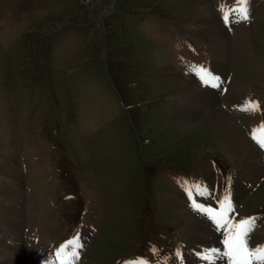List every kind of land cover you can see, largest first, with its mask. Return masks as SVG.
Instances as JSON below:
<instances>
[{
	"label": "rangeland",
	"instance_id": "1",
	"mask_svg": "<svg viewBox=\"0 0 264 264\" xmlns=\"http://www.w3.org/2000/svg\"><path fill=\"white\" fill-rule=\"evenodd\" d=\"M237 2L0 0V215L1 191L18 196L4 205L21 220L24 264H61L57 250L81 231L71 264H180L183 245L190 264L180 229L213 223L184 181L206 184L212 196L193 190L204 206L230 192L229 218L259 217L252 242L264 237V149L252 137L264 124V0H250L249 20L233 12L226 23L221 5ZM212 10L227 43L218 51ZM201 66L218 79L205 84ZM185 82L211 96L197 98L205 111L193 122L180 119ZM246 101L260 110L241 111ZM214 107L230 117L223 126ZM234 128L258 151L253 177L227 145ZM0 226L3 237L12 225Z\"/></svg>",
	"mask_w": 264,
	"mask_h": 264
},
{
	"label": "bare ground",
	"instance_id": "2",
	"mask_svg": "<svg viewBox=\"0 0 264 264\" xmlns=\"http://www.w3.org/2000/svg\"><path fill=\"white\" fill-rule=\"evenodd\" d=\"M212 12H213L214 19L212 20L213 17L212 18L210 17V23L212 24L211 27H209L210 28V34L211 33L212 34L213 33L221 34V37H220V40H212L210 42V47H211L212 51H218L219 50L218 48L225 49V46L227 43L225 40V35L223 33V28L219 24V22L217 21V18L215 16V11L212 10ZM222 55H223V53H222ZM220 61L223 62L224 60H220ZM174 77L179 78L180 76L174 75ZM180 81L184 82L181 79H180ZM198 83L200 84L199 81H198ZM182 89H184V90H183V92H181V98H182L183 102L181 105L182 106V111H181L182 113H181L180 119L184 120V121L188 120V121L193 122V119L197 118L202 112L205 111L202 108L198 109L199 102L196 105H194L197 98H199V97H211V96L210 95H203L200 90H198L194 85H192L189 82H185V84L182 86ZM211 112L213 114V116H212L213 119L217 120L221 126H223L222 123L225 121V119L230 118L228 115H226L224 113V111L222 109L217 108V107L212 108ZM214 120H213V122H214ZM229 120H231V119H229ZM197 126H198V124H197ZM233 130L229 134L231 136V138H230V143H228L227 145L232 150L231 152L233 153V156H234V159L236 160V164H237L238 168L242 167L241 168L242 172L250 174V176L253 177L255 167L258 164V151L250 143V141L246 137H244L243 134H241L239 132V130L237 128H234ZM247 174H245L244 176L239 174L237 176V181H238L239 185L243 186L244 182L248 179ZM1 194L6 197V199H4V202L2 204V206H4V207L1 209V211H7L8 214L6 216L0 215V222L6 221L7 224H10L12 226L10 229L7 230L8 234L5 235V233H4L5 236L2 235L3 237H0V248H1L0 264H24L25 259H24L23 253H21V246H19V243L17 241L22 236V235H19V232L21 230L20 229L21 220L17 216H14L13 214H11L13 209L8 205L9 203L7 205H4V203H6L7 201L10 202L11 204L16 203L17 201H19V198L16 195L9 197V195L7 193H3L2 191H1ZM177 202H181V199L177 200ZM12 217H15V218L11 220ZM198 218L200 219V217H198ZM195 219L196 218H194L193 219L194 221L192 220V222H190L189 224L187 223L188 225H186V223H185L186 226L182 227L180 229V231L182 233V236L185 239L186 246H191L194 249V251H192V252L190 250H188V256H189L190 264H206V262L201 261L195 253H202V252H204V250H210L212 248L222 249V243H220L221 241L219 242V240H218L219 234H218V232L214 226L211 227V226L205 225V224H209V222H205V221H203L205 224H202L203 222L200 223L199 220H198L199 221L198 222L197 219L196 220ZM186 222H188V221H186ZM2 224H4V223H2ZM88 227H89V230L91 231V228L89 225H88ZM1 229L2 228L0 226V231H1ZM83 234H84V231H81V234L78 236L79 242L81 241ZM11 237H12V239L8 240ZM254 243L255 244H264V237L254 239ZM183 247H184V250H186L185 245H183ZM49 254L50 253H48V251H44L43 249H40L39 254H38L39 255V262H44L45 260H47V257ZM217 264H222V262L217 261Z\"/></svg>",
	"mask_w": 264,
	"mask_h": 264
},
{
	"label": "snow or ice",
	"instance_id": "3",
	"mask_svg": "<svg viewBox=\"0 0 264 264\" xmlns=\"http://www.w3.org/2000/svg\"><path fill=\"white\" fill-rule=\"evenodd\" d=\"M220 11L222 12V19L226 23L230 21V15L233 12L238 13L240 19L247 21L251 15L250 0H238L237 6L232 9L221 5ZM199 71L202 74L200 78L205 84L218 79V77L213 76L203 66L200 67ZM240 110L244 112H257L260 110V105L259 102L246 101ZM252 137L264 149V124L253 130ZM183 184L194 210L198 214L205 215L223 237L221 241L222 249L212 248L204 250L202 253H195L201 261L206 262V264H217V261H221L222 264H264V244L252 242L253 233L257 228L256 222L260 219L259 217L243 218L236 222L234 218H229L230 214L235 213V206L233 205L230 192H227L218 202V208H212L211 206L197 203L193 197V190L205 198L212 196L213 193L209 192L206 187L202 188L199 184L189 185L188 181H184ZM70 245L83 247L82 244H79L78 238L61 245L55 254L61 261V264H71V261L74 259L78 260L79 258L78 251H67ZM153 251L158 250L154 248ZM176 255L180 264H184L183 253L178 250ZM130 264H148V262L146 259H138L135 262H130Z\"/></svg>",
	"mask_w": 264,
	"mask_h": 264
}]
</instances>
